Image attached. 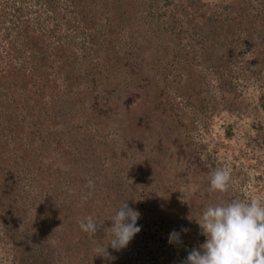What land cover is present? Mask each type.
<instances>
[{"label": "rangeland", "instance_id": "1", "mask_svg": "<svg viewBox=\"0 0 264 264\" xmlns=\"http://www.w3.org/2000/svg\"><path fill=\"white\" fill-rule=\"evenodd\" d=\"M59 1L65 10L69 1ZM116 5L125 17L118 15L112 27L101 30L102 37L93 44L99 66L93 68L96 77L89 78L95 84L85 80L80 87L89 89L82 92L87 94L83 111L89 109L92 115L83 117L90 123L88 133L105 142L103 148L111 143L93 161L97 173L92 161H84L82 166L90 170L79 173L80 179L93 177L90 200L100 209L93 217L105 220L91 238L92 259L97 264L98 257L105 264H186L191 250L205 241L197 222L207 206L264 199V0H138L137 8L129 0H117ZM15 6L23 7L32 28L45 27V22L36 23L49 14L39 0H0V15L10 11L13 19ZM98 7L97 18L104 26L108 14ZM4 21L1 16V47L3 25H12ZM214 26L220 35L210 38ZM10 29L14 35L17 29ZM126 48L131 53L119 58ZM44 99H49L47 94ZM81 117L77 123L82 124ZM70 123L66 121L68 127ZM43 128L35 127L40 132ZM35 136L27 137L28 144L31 139L36 140L33 145L42 141ZM55 154L50 159L56 160ZM222 168L230 171V187L213 192L210 174ZM65 183L62 198L72 199L77 185L67 179ZM82 189H88L87 182ZM0 198L6 199L2 191ZM125 202L140 213L141 231L126 248L108 247L103 255L113 238L106 232L110 219ZM41 207L32 205L22 220ZM6 212L0 202V264H21L25 251L14 229L7 231ZM60 231V224L52 231L38 230L51 244L54 263L83 264L81 251L65 246ZM173 231L180 234V242L169 244ZM25 235L35 241V236Z\"/></svg>", "mask_w": 264, "mask_h": 264}, {"label": "trees", "instance_id": "2", "mask_svg": "<svg viewBox=\"0 0 264 264\" xmlns=\"http://www.w3.org/2000/svg\"><path fill=\"white\" fill-rule=\"evenodd\" d=\"M68 1L66 9L62 10L59 0H39L43 11L49 13L36 20L38 25L45 22L43 29L36 25L32 28L31 21L24 20L22 6H15L13 19L9 18L10 11L0 15L4 22L11 21V27L17 29L10 35L11 27L4 24L6 42L0 46V191L6 196V199L0 198V202L5 203L8 211L3 216L7 231L14 229L17 243L25 251L21 264H55L51 244L41 234L39 236L38 230L52 231L59 224L64 245L69 249L77 247L83 264H97L92 259V236L80 229L79 221L93 217L100 209L90 200L91 196L81 200V196L90 191H82V185L94 179L90 176L80 179L82 174L79 173L88 172L90 169L82 165L88 161L97 163L99 150L104 154L111 143L103 148L105 142L88 133L90 123L83 117L88 112L91 118L92 115L89 109L84 112L82 105L87 95L83 93L89 89L80 91V87L85 80L95 84L89 78L96 77L93 68L100 62L95 59L93 44L102 37L101 30L108 25L112 27L111 23L118 15L122 19L125 16L122 8L117 7V0ZM137 4L138 0H129V5L137 8ZM100 5L108 14L104 26L97 18ZM116 8L119 11L113 12ZM185 13L189 14L188 11ZM214 27L216 29L210 28V38L220 35L219 26ZM135 34V30L129 32L131 37ZM126 52L131 53L126 48L119 58L124 59ZM46 94L47 100L44 99ZM21 106L26 110L23 114L20 113ZM81 115L82 124L75 120ZM66 121L71 122L69 127ZM59 123L61 127H58ZM37 124L44 126L43 132L35 129ZM35 134L42 141L33 145L36 140L31 139L28 144L27 137ZM53 151L57 153L56 160L50 159ZM94 169L95 173L99 170L95 163ZM25 179L27 181L23 183ZM65 179L77 185L78 191L72 199L62 198L64 190L60 187L66 184ZM32 205L42 206L41 211L34 216L31 211L25 222L22 219ZM24 235L35 236V241ZM98 258V264H105L101 262L103 258Z\"/></svg>", "mask_w": 264, "mask_h": 264}, {"label": "clouds", "instance_id": "3", "mask_svg": "<svg viewBox=\"0 0 264 264\" xmlns=\"http://www.w3.org/2000/svg\"><path fill=\"white\" fill-rule=\"evenodd\" d=\"M210 190L224 193L230 187V171L227 168L212 172ZM87 188L93 190L95 181L89 179ZM92 192L81 196L85 201ZM140 213L125 202L110 219L111 227L106 229L112 234V240L104 249L111 247L120 251L128 246L136 234L141 231L137 224ZM109 220V219H106ZM105 221V220H104ZM98 218L88 216L79 221L80 229L94 236L104 224ZM205 241L199 249L193 248L187 255L186 264H264V199L253 198L248 201L232 199L207 206L197 222ZM187 232V229H182ZM169 244L179 243L180 234H169Z\"/></svg>", "mask_w": 264, "mask_h": 264}]
</instances>
